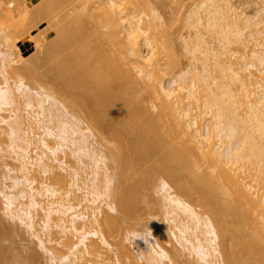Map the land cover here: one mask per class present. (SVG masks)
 <instances>
[{
	"label": "bare ground",
	"instance_id": "1",
	"mask_svg": "<svg viewBox=\"0 0 264 264\" xmlns=\"http://www.w3.org/2000/svg\"><path fill=\"white\" fill-rule=\"evenodd\" d=\"M5 1L0 32L25 65L9 62L0 39L9 51L0 48V111L7 112L0 113V138L10 147H0V156L14 162L2 163L4 215L60 264H264V14L245 15L231 0H201L187 15L189 60L173 76L178 56L150 0H39L18 21L6 19L18 0ZM60 6L69 23H57ZM44 10L63 25L60 34L51 25L59 37L41 47L45 57L43 39L27 26L37 27ZM27 38L38 60L56 58L51 92L31 84L38 63L28 64L31 55L18 44ZM65 146L86 164L84 180L67 164ZM136 202L162 208L167 225L155 229L160 219L151 215L145 231L123 234ZM36 256L24 260L35 264Z\"/></svg>",
	"mask_w": 264,
	"mask_h": 264
},
{
	"label": "rangeland",
	"instance_id": "2",
	"mask_svg": "<svg viewBox=\"0 0 264 264\" xmlns=\"http://www.w3.org/2000/svg\"><path fill=\"white\" fill-rule=\"evenodd\" d=\"M3 1H5V0H3ZM231 1H232V3L234 5H236V7H238L237 9L239 11H242L243 13H245V15L251 16V15H255V13L256 14L258 13V15H259L258 17H262L263 14H264L263 12L260 11V9L264 6L263 5L264 4V0H231ZM18 2H19V5H17L18 8L15 7L17 9L11 10V13L7 14V16H6V19L7 20L10 21L13 18H14V21L20 20V18L25 14V12H22V13H20V12L23 11L24 9L29 8V7H30L29 12L32 13L33 10H31V8L34 9V5L35 4H38L39 3V0H18ZM151 2H152V4L154 3V5H155L154 7L157 6L156 8L158 9V11H160L159 13L160 14L162 13L161 15H162V17L164 19V20L163 19L162 20L164 22H162L163 23L162 24L163 26L162 25H160V26H162L161 28H164L165 29V30L164 29H162V30H164L166 32L165 33L166 36L168 35L167 40L169 39L171 41V43H173L172 44V47L174 46L173 48L175 49V53H176L175 56L176 55L178 56V57L176 56L177 59H178V61H176L177 62L176 63L177 65L174 66L175 68H173V71H172L173 76H176V75L179 74V71H181L184 68V66L186 67L187 61L189 60V57H188L189 55L186 53V51H184L185 49H184V41H183V37H186V35H189L192 32L191 27L189 25L190 24V20L187 19V15H188V12L191 9H193V7L195 8V7H197L196 5H198V3L199 4L201 3V0H150V3ZM152 4H150V5H152ZM62 7L63 6H60L61 9L59 8V12L62 10L60 12V14H57V13L54 12V14H56V16L54 15L55 17L58 18V15H61V13L66 10V9L63 10L64 8L62 9ZM143 9L146 10V8H143ZM45 10H44V13L50 14V16H48V15L45 16V14L42 13L41 14V17H43V18H40V19L38 18V20H40V22H38L37 20L31 19L30 22H32L33 20L37 22L36 23V26L37 27H35V24H34V27L35 28L33 27V29H32V25L33 24H31V27L29 26L30 24L27 25L29 23V20L30 19L29 20L27 18L25 19L26 21H28V23H26V25L29 28H31V29H28V30L30 31L32 37L33 36L35 37V35H36V36H38L37 38L39 40L42 38L43 41L40 42V45L43 44V46L42 45L41 46H38L40 48L38 50V47H36L34 45V41H32L30 38H27L25 40L19 41L18 44L21 45V47L25 51V54H26L27 57L29 55H31V56L28 57V60H27L28 61L27 62L28 64H29V62L31 60H32L31 62L34 61V62H37L38 63V64L35 63L36 65H38V66H36L37 69L35 68L36 69L35 72H36V74H39V75H37V80H32L31 84L34 85V87H36L37 89L40 88V86H42L47 91L51 92L50 90H52L53 88L55 89L54 82H52V81H54V78L56 77V75H54L55 77L52 75L56 71V69H54L55 71H53V70L51 71V66L54 63V61H55L56 58H55V56L50 55V54H49V56H52L51 58H49V57L47 58L46 57L44 59L42 57L43 59L38 60V57L40 58V56H43L44 54L42 52H45V51H42L44 49H42L41 47H44V48L46 46H48L47 48L50 47L49 46L50 45L49 43H48L49 45L44 46L45 43H46V41H48V40L50 41V38L53 37L51 39V41H50V42H53L54 41L53 39H56L57 37H59V35H58V36H56L54 38V36H55L56 33L51 34V31H52V26L51 25H57V26H59V33L57 32V34H60V29L63 30V28H62L63 25L61 27L58 24H63V21L66 22L68 20V18H65L66 15H65V12H64V17H62V16L60 17V18H63V19L62 20L58 19V20H60V22L62 21V23H60L57 20L58 21L57 22L58 24H56V22H55L56 20L53 19V15L51 16V14H53V10H51L52 13H50L51 11H48L49 12L48 13ZM57 11H58V9H57ZM31 16H34V15L30 14V17ZM47 16H48V18H47ZM67 17H69V16H67ZM45 18H46V20H45ZM57 18H55V19H57ZM67 23H69V22L67 21ZM64 24L66 25V23H64ZM26 25L24 26V24H23L22 25L23 26L22 29L20 27V30H23L24 31L23 33L24 34H25V32L27 34V30L26 29L28 27L26 28ZM160 26L157 27V29L159 28L158 29L159 30L158 35H160V32H161V34H162L161 37L162 36L165 37V34L161 30ZM202 30H204L203 27H202ZM18 31L16 32L17 33L16 35H18L19 33L22 32V31L21 32L20 31L18 32ZM20 35H22V33ZM163 37H162V39H165V43H166V38H163ZM0 39L4 43V44L3 43H1V44L6 45L8 47L9 42H7L6 39H5V32L4 31L0 32ZM160 41H161V39H160ZM168 42L169 41H167V43ZM161 43H164V41H162ZM212 43H213V41H212ZM214 44H216V42ZM3 45H0V48H2L1 50L6 51L7 49L4 50L5 49L4 48L5 46H3ZM162 45H164V44H162ZM232 46H234L233 48H234V50H236V48H235L236 45H232ZM10 47H12V50L9 47H8V50L10 49L11 51L9 52L7 50L10 55L8 54V52H6L10 56L9 62L10 63H14L17 66H21V67L24 66L25 65L24 64L25 63V58L20 55L19 50L17 48H15L12 45H10ZM51 48H52V43H51ZM35 49H36V51L38 50V52L42 51L39 54L40 56H38V55H37L38 57L36 56ZM46 51H51V50L50 49L49 50L46 49ZM32 52H34L33 55L37 57V58L36 57L35 58L38 61L37 60L36 61L34 60L35 58L32 57V54H31ZM38 52H37V54H38ZM47 53H46V55H47ZM44 57H45V55H44ZM198 63L199 62H197V64ZM35 64L32 63V66H35ZM53 68L54 67H52V69ZM26 79H29V78H26ZM56 80H58V79H55V82H56ZM61 103L62 102H60L59 104H57V105H59L58 107H60ZM56 107H54L55 110H56ZM67 108L69 109L70 112H74V113L77 112V113H79L81 116H79L77 113L75 115H77L80 118H82V120L84 119V121H86V120L88 121V119H85V116H83V115H85V113L83 111H82L83 114H81L82 112H80V111L79 112L78 111H72L71 108H69V106H67ZM55 110H53V111H55ZM56 111H55V113H56ZM59 111H60V109H58L57 112H59ZM61 111H62V105H61ZM0 113H2V114L4 113L5 114L7 112L6 111H0ZM68 116H69V114H68ZM87 121H86V123H87ZM86 123L83 122L84 125H86ZM87 124H89V121H88ZM50 125H54V124L51 122ZM94 142L95 141H93V143ZM8 144H9V140H6L5 137L4 138H0V147L1 148H5V149H8L9 150L10 147L8 146ZM94 145L95 146H98V148L101 147V146L99 147V144H97V143H94ZM103 146H102V149H104V147H105V146L104 147ZM65 150H66V162H67V164L68 165H72L73 167L77 168L78 171L80 172L81 179L84 180L87 174H86V171L85 170L83 171V168H85V165L86 164H83L80 161H77L78 159L76 160V158H74V156L71 154V152L69 151V149L66 146H65ZM104 150H106V148ZM61 156H63V154ZM82 158H84L83 159L84 161H87V160L89 161V158H87L85 156L82 157ZM4 160L5 161H8L11 164H14L13 161H10L9 159L2 158L0 156V184H3V181H4L3 176H4V173H5V169H4L3 164H2ZM106 161H107L108 165L111 166L110 169H113V167H112L113 164H111L110 162H108V160H106ZM65 179L68 180L69 177H66L65 176ZM5 182L8 184L10 181H9V179H7ZM153 194H154L153 195V198H156L157 197V199H160V201H161V198H162V196H161L162 195V191L161 190H159L158 188H156V192H154ZM1 197L2 196L0 195V222L2 221L0 224H1V226L4 225L3 227H6L7 229L9 228L8 229V232L9 233L6 232V235L5 236L3 234H0V235H3L2 238H0V244L2 243V246L3 247L5 246L4 247L5 250L7 248V252L5 253L7 255L6 256L7 258H5V260L1 259L3 261L2 262L0 261V264H27V262L24 259H26V257L30 256V254L31 255H34V256L37 255L36 256V262H35V264H60V262L58 260L53 261V262L50 261V259H49V252L46 250V248L43 245L39 244V242L37 241V238L31 236L30 231L28 230V228H26L25 226L20 225V224H15L13 221H10V219H8L7 216L4 215V213L1 210L2 209V206H3L2 198ZM151 204H152V206H154V202L153 201H151ZM151 204L148 203V205H147L145 203V205H144L143 202H138L137 203V207H139V209L137 211H135V215L132 217V220L130 221V223L124 222L122 224V233L123 234L129 233L128 231H131V230H136L138 232L139 231L140 232L145 231V227L144 226H147L148 223H150V220L152 218L151 215L157 216V218L159 217V219H160L159 223L154 225V228L155 229H157L161 223H163L164 225H167V222L165 221V218H164V214H162V213H164L163 212V209L162 208H159V210H157V209L153 208L152 206H150ZM143 205H144V207H143ZM101 207H102V210L107 211V207H106L105 204H102ZM156 212H158L159 214H157ZM117 213H113V214H117ZM36 214H37V212H36ZM36 219H37V216H36ZM93 226H96V225L93 223ZM7 233H8V235H7ZM42 236H43V239H46V235L43 234ZM73 237L74 238H72L71 240L72 241L76 240V236L73 235ZM93 238L95 239L96 237H93ZM134 244L135 243H133V242H127V245H128L129 249L131 250V252L133 254H134V252H133V245ZM45 245H46L47 248H49V246H50L48 242ZM103 251H104V255L105 256L110 257V258L113 257V253H112L111 249H106L105 248V249H103ZM12 256H19L21 259L19 258L20 260L18 262H14L13 263L14 260L10 258ZM186 258L189 259L188 256H186ZM11 260H12V263H9V262H11ZM189 260H191L192 262H190ZM189 260L188 261L191 264H193V262L195 261V259H193V258L192 259H189ZM141 262H142L141 260H138L137 261V264H140ZM100 264H116V263L112 259L111 260L105 259ZM195 264H197V263H195Z\"/></svg>",
	"mask_w": 264,
	"mask_h": 264
}]
</instances>
